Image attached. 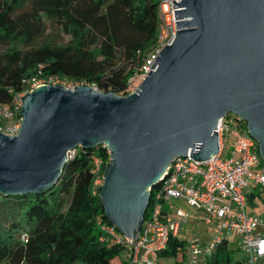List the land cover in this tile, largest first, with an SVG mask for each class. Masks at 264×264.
<instances>
[{
  "label": "water",
  "instance_id": "obj_1",
  "mask_svg": "<svg viewBox=\"0 0 264 264\" xmlns=\"http://www.w3.org/2000/svg\"><path fill=\"white\" fill-rule=\"evenodd\" d=\"M172 1L176 37L133 92L42 84L21 97L18 134L0 129L1 195L43 193L77 147L103 145L101 205L136 240L171 161L218 153L219 118L245 120L264 160V0Z\"/></svg>",
  "mask_w": 264,
  "mask_h": 264
},
{
  "label": "trees",
  "instance_id": "obj_2",
  "mask_svg": "<svg viewBox=\"0 0 264 264\" xmlns=\"http://www.w3.org/2000/svg\"><path fill=\"white\" fill-rule=\"evenodd\" d=\"M159 2L0 0V105L11 106L19 94L49 77L127 95L130 78L157 46ZM26 3L29 9L17 12ZM45 20L57 23L67 41H38ZM95 155L102 159V181L108 148L79 146L45 192L0 194V264H115L125 247L99 240L97 220L112 223L97 192ZM184 242L171 236L159 256L176 255ZM201 264L242 262L233 260L225 239Z\"/></svg>",
  "mask_w": 264,
  "mask_h": 264
},
{
  "label": "built area",
  "instance_id": "obj_3",
  "mask_svg": "<svg viewBox=\"0 0 264 264\" xmlns=\"http://www.w3.org/2000/svg\"><path fill=\"white\" fill-rule=\"evenodd\" d=\"M174 1L179 3L181 0ZM178 9L173 7L172 0H160L157 46L139 67L137 73L140 80L152 69L155 57L162 48L175 39L178 19H175L174 10ZM57 82L65 83L52 77L37 81L30 89L19 94L11 106L0 105V120L6 121L5 125L0 126L1 131L9 136L18 134L21 97L36 86ZM78 85L74 83L68 88L73 89ZM215 131L219 145L217 154L205 160H194L189 152L186 156L175 157L159 185L151 188L147 216L143 219L136 240L122 235L113 224L97 220L101 231L99 240L124 246V260L128 264H158V257L167 248L170 237L177 236L181 222H186L190 217L179 207L168 210L165 203L183 200L194 210L201 211L203 215L198 217L199 220L212 225L213 230L207 241L199 237L189 240L187 253L180 264L205 262L232 233L245 254L242 264H264V160L259 155L257 142L247 133L246 121L238 115L228 113L219 118ZM93 162L97 175L95 184L99 186L102 183L98 177L102 159L95 155ZM249 200L254 204L262 201L263 209L259 212V207H255L256 211H247Z\"/></svg>",
  "mask_w": 264,
  "mask_h": 264
},
{
  "label": "rangeland",
  "instance_id": "obj_4",
  "mask_svg": "<svg viewBox=\"0 0 264 264\" xmlns=\"http://www.w3.org/2000/svg\"><path fill=\"white\" fill-rule=\"evenodd\" d=\"M30 4H25L23 5V7H21L20 9H18L17 12H20L22 10H27L29 9ZM45 29L44 32L42 33V35L38 38V41L40 42H46V41H52L53 43H63L66 42L68 37L66 36V34H64L60 28L58 27L57 23L51 21V20H45ZM2 46H0V50H2ZM138 71H136L135 75H133V77L130 78L128 85H127V89L132 92L134 91L137 86L140 83V76L137 73ZM56 84H61L64 85L66 87L68 86H72V84H68V83H61V82H57ZM3 121L2 125L6 124L5 120H1ZM234 141V138H231V142ZM174 205H177L175 202H172ZM170 202H166L165 203V208L169 207ZM255 207H259L257 211H261L263 208V202L260 201L259 204H254L253 202H251L249 200V203L247 205V211H256ZM258 212V213H259ZM203 214L201 211L198 210H194L192 216L190 217L191 219H189V227H188V232L185 236V238L183 239L184 242V247L182 249H180L178 251V253L176 255H171V256H167V255H161L158 257V264H180L181 261L184 258V255L187 253L188 250V242L192 237H199L205 241H207L208 239L211 238V234H212V230H213V226L210 224H205L203 221H200L198 217H201ZM6 224H4L5 226ZM228 250L231 252L233 260L234 261H240L243 263L244 258H245V254L243 253V251L239 248L238 245V239L235 237V235L229 234L228 235ZM125 251H121L120 254L118 256H116L114 258V263L115 264H119L121 263V261L125 258ZM80 264V263H78Z\"/></svg>",
  "mask_w": 264,
  "mask_h": 264
},
{
  "label": "crops",
  "instance_id": "obj_5",
  "mask_svg": "<svg viewBox=\"0 0 264 264\" xmlns=\"http://www.w3.org/2000/svg\"><path fill=\"white\" fill-rule=\"evenodd\" d=\"M172 202H175L177 205H174ZM173 207H179V208L183 209L184 211H186L190 214V217L192 216V214L194 212V209L183 200L171 201L169 204V207L167 209L171 210ZM190 217H189V219H191ZM189 219L186 222H181L180 228H179V233L177 235L178 238H180V239L185 238V236L188 232Z\"/></svg>",
  "mask_w": 264,
  "mask_h": 264
}]
</instances>
